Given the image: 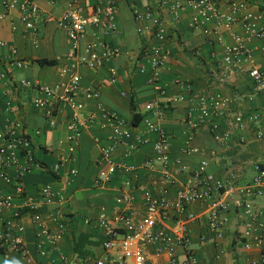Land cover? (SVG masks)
I'll return each instance as SVG.
<instances>
[{"label":"crops","instance_id":"obj_1","mask_svg":"<svg viewBox=\"0 0 264 264\" xmlns=\"http://www.w3.org/2000/svg\"><path fill=\"white\" fill-rule=\"evenodd\" d=\"M24 1L0 0V14L7 12V17L0 20V41L6 44L0 46V130L9 131L15 122L23 124L37 165L24 178L27 196L38 198L41 189L47 185L64 192L67 202L61 208L67 219V227L57 248L51 251L48 258H43L36 247V227L29 221L28 210L22 209L21 212L26 217V254L6 255L0 250V264H45L49 260L55 264H95L105 255V237L103 231L95 226V220L103 214L114 216L119 209L117 200L125 194L133 197L134 203L124 209L136 220H140L144 215L142 190L158 195L165 186L161 166L150 168L147 164L154 157L153 142L140 148L128 160L136 166L132 174H118L102 187L94 185L95 177L104 168L101 147L109 144L115 132L112 127L103 125L102 120L101 125H93L84 132L75 159L61 163L59 173L54 172V166L66 154V122L71 110L63 108L55 117L56 126L50 127L45 111L34 106L37 92L32 88H22L20 82L27 80L43 85H61L69 79L68 74L63 73L64 69L76 70L81 76L77 101L84 106L83 115L95 113L101 118L102 110L117 113L130 125L133 133H146L154 141L156 134H148L144 123L145 119L153 121L170 135L172 160L180 161L187 167L188 173L200 171L205 162L204 174L223 178L229 187V172L235 169V165L241 164L244 171L236 186L228 188L221 196H214V199H221L226 206L223 214L228 218V223L223 229L224 237L218 238L211 230L208 207L197 203L190 208L196 219L187 224L190 248L194 251L198 264H251L252 260L258 259L260 251L247 250L240 241L243 203L248 201L264 206V195L253 199L238 191L252 182L255 176L254 165H264V139L257 138V132L264 131V97L254 94V82L247 72H238L227 84L218 82L215 74L220 71L223 46L211 43L208 35L190 27L193 16L190 10L179 11L180 15L176 20L174 0H139L141 7H153L164 19L169 28L164 41L155 37L151 22H139L135 19L128 0H121L118 4L115 32L89 27L80 43L81 54L90 53L94 44L105 42L119 49L114 58L103 68L96 70L79 66L76 59H68L70 42L67 33L59 28L58 21L66 12L70 0H37L41 16L35 31L27 29L21 23V6ZM112 1L78 0L82 6L100 2L107 5ZM242 2L248 3L252 12L261 16L264 25V7L259 0H222L219 8L227 11ZM7 5L10 6L9 11ZM235 32H241V27L237 26ZM221 33L225 44H231V33L225 30H221ZM155 45H163L169 52V64L161 72V83L168 94H204L216 91L224 98L234 100V106H231L238 112H259L260 121L237 128L233 139L222 143L215 139L208 128L193 127L191 122L196 114L190 115L191 106L187 101L162 105L158 113L146 112L145 107L149 103L163 101L147 82L149 65L146 51ZM248 45L254 50L256 64L264 68V40H249ZM13 48L18 50V58L25 62L24 68H17L7 61ZM38 60H49L54 64L41 66L37 63ZM143 66L147 70L145 74L140 73ZM112 68H116L120 74V81L116 85L109 83ZM97 90L100 92L99 99L87 98L88 92ZM124 93L127 97L123 96ZM136 116H142L138 126L133 125ZM123 151L124 148L120 147L118 160H121ZM74 169L78 170V174L71 176L70 172ZM188 173L175 172L179 185L187 182L190 175ZM129 181L131 185L127 186ZM0 187L13 195L11 186L0 184ZM168 196H176L175 188ZM14 202L18 206L23 203L20 199H15ZM88 219L94 222L87 224ZM167 225L172 230L176 222L171 220ZM1 228L0 223V230ZM76 244L80 252L76 251ZM177 256L179 262L185 259L183 247L178 248ZM147 264H170V260L165 254L157 256L156 247L151 246Z\"/></svg>","mask_w":264,"mask_h":264},{"label":"built area","instance_id":"obj_2","mask_svg":"<svg viewBox=\"0 0 264 264\" xmlns=\"http://www.w3.org/2000/svg\"><path fill=\"white\" fill-rule=\"evenodd\" d=\"M121 0H113L107 5L97 3L95 5L82 6L78 0H70L68 8L58 21L59 28L67 33L70 42L68 59H76L78 65L87 69L96 70L103 68L106 63L114 58L119 49L110 43L94 44L93 50L87 54L80 53V43L89 27L102 28L108 32H115L117 28L118 4ZM175 19L179 17V11L190 10L193 13L190 27L199 30L210 37L211 43L223 46V57L219 72L215 79L223 84L230 82L238 72L245 71L253 80V92L264 97V68L255 62L254 50L248 45L249 40H264V25L261 16L250 9L248 3L236 4L230 10L223 11L219 8L222 0H174ZM264 7V0H259ZM134 17L139 22H151L155 37L164 41L168 36V26L159 13L151 6L141 7L139 0H128ZM9 11L10 6H6ZM7 13V12H6ZM0 14V20H4L7 14ZM41 16V9L37 0H25L21 6V23L27 29L35 31ZM237 26L241 32H235ZM221 30L230 32L232 43L225 44ZM0 41V46H5ZM149 65L148 84L152 85L163 101H154L145 107L146 112L158 113L162 105H174L187 101L191 106V116L196 114L191 124L194 128L206 127L217 141L227 142L233 139L236 129L247 123L260 121L261 114L252 112L245 114L233 108L235 101L224 98L216 91L204 94L170 95L161 83V72L169 64V52L163 45H155L146 51ZM7 61L17 68H24L25 62L18 58V50L13 48L7 56ZM68 74L66 83L50 86L21 81L22 88H32L37 92L33 103L36 108L45 111L48 125L55 127V117L63 108H69L66 122L67 148L65 155L61 156L53 170L59 173L61 163L73 161L77 155L84 132L93 125L102 124L114 129V135L109 144L101 147L104 168L94 179L96 187H102L110 183L118 174L129 175L136 170V166L128 160L140 148L153 142L154 157L147 163L150 168L160 165L162 168V180L165 186L161 194H155L149 190H142L144 215L136 220L132 214L124 209L131 206L134 198L125 194L118 198L119 209L110 217L105 214L95 220V226L103 231L105 240L103 248L105 255L95 264H147L148 250L156 247V255H167L170 264H198L194 251L190 248V236L188 233V221L196 219V215L190 211L194 204L206 205L209 209V226L217 237H224L223 229L228 223V218L223 214L226 206L221 199H214L216 194L220 196L228 188H233L244 171L241 164L235 165V169L229 172L228 183L212 174H204L206 163L203 162L198 172L188 173L187 167L180 161L174 162L171 157L172 144L170 135L157 127L156 124L145 119L146 132L156 134L153 141L145 134H135L130 125L122 120L117 113L102 110L101 118L97 114L83 115L84 106L77 101L81 89V76L76 70L64 69ZM109 83L116 85L120 81V74L116 68L110 70ZM140 73H147L146 68H140ZM127 97V94H123ZM88 99H99V90L87 93ZM233 105V106H231ZM102 120V122H100ZM223 127L225 129H223ZM23 124L15 122L9 131L0 130V184L13 188V195L5 192L0 187V247L6 255L12 253L26 254L25 231L26 222L21 212L28 210L29 221L36 227V247L38 254L48 258L51 251L55 250L63 240L67 219L62 211V206L67 202L64 192L47 185L40 191L38 198L27 196L24 178L37 167L31 153V141L24 132ZM259 140L264 139V131L257 132ZM244 142L243 139H239ZM99 142V140L97 139ZM62 143V142H61ZM120 147L124 148L121 160L117 153ZM255 176L249 186L240 188L239 194L250 198L264 195V165H254ZM175 172L190 174L187 182L179 185ZM78 170L70 172L76 176ZM131 182L127 183L130 186ZM175 188L176 196L169 197L170 191ZM20 199L23 203L18 206L14 200ZM50 207H53L52 209ZM243 230L240 241L247 250L257 249L260 256L252 260L251 264H264V206L252 202L242 205ZM175 221L176 225L171 230L168 222ZM94 221L86 220L87 224ZM183 247L185 259L179 262L177 251ZM65 261V259H63ZM45 264H55L47 261Z\"/></svg>","mask_w":264,"mask_h":264},{"label":"trees","instance_id":"obj_3","mask_svg":"<svg viewBox=\"0 0 264 264\" xmlns=\"http://www.w3.org/2000/svg\"><path fill=\"white\" fill-rule=\"evenodd\" d=\"M37 63L39 65H41V66L53 65L54 64L53 61H49V60H38ZM141 120H142V116H136L134 118L133 125L134 126H138V124L141 122ZM75 249H76V251L80 252V249H78V245L77 244L75 245ZM0 250L3 251L1 247H0Z\"/></svg>","mask_w":264,"mask_h":264}]
</instances>
